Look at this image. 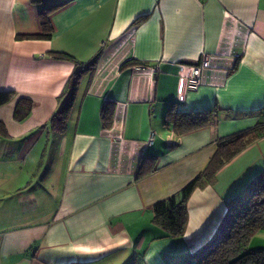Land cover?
Instances as JSON below:
<instances>
[{"label": "crops", "instance_id": "1", "mask_svg": "<svg viewBox=\"0 0 264 264\" xmlns=\"http://www.w3.org/2000/svg\"><path fill=\"white\" fill-rule=\"evenodd\" d=\"M54 6L46 40L38 13ZM77 71L74 105L54 133L50 118ZM0 91L13 93L0 106V264H176L264 171L260 138L191 193L180 237L160 238L151 222L153 205L202 173L224 140L264 122V0H0ZM19 99L32 102L21 122ZM170 108L211 120L180 134L165 125Z\"/></svg>", "mask_w": 264, "mask_h": 264}, {"label": "trees", "instance_id": "2", "mask_svg": "<svg viewBox=\"0 0 264 264\" xmlns=\"http://www.w3.org/2000/svg\"><path fill=\"white\" fill-rule=\"evenodd\" d=\"M54 7H41L38 13L43 39H50L52 26L50 14L57 9ZM140 20H138L139 22ZM55 58L73 60L67 54L56 53ZM94 60L86 66H92ZM77 71L68 81L67 96L63 105L51 116L49 126L54 133H63L67 118L75 102L80 74ZM13 93L0 91V106L11 101ZM32 109V102L28 99H19L16 103L13 118L21 122L28 117ZM114 106L106 103L102 108V124L109 128L112 124ZM211 120L210 115L202 118L193 117L191 114L173 113L170 108L167 112L165 125H173L177 133H186L207 125ZM4 131L0 125V134ZM264 138V122L254 128L239 132L224 140L216 149L215 154L208 162L202 173L188 182L177 194L157 202L153 205L151 222L161 231L160 238L180 237L187 223V201L191 193L204 180L211 179L215 173L236 154L252 142ZM143 176L139 172L138 178ZM264 231V171L253 178L244 191L232 198L226 212L217 226L212 237L207 243L191 254H187L176 264H264V249H248L251 238L258 232Z\"/></svg>", "mask_w": 264, "mask_h": 264}, {"label": "built area", "instance_id": "3", "mask_svg": "<svg viewBox=\"0 0 264 264\" xmlns=\"http://www.w3.org/2000/svg\"><path fill=\"white\" fill-rule=\"evenodd\" d=\"M207 58L208 56L203 54L201 64L192 66L190 68V74L186 79V90L187 91L189 92L196 91L200 87L202 71L204 70V68H206ZM134 69L137 72L148 73L149 75H152V76L156 75L159 72V66L147 67V68L135 66ZM152 109L153 108H151V110ZM153 138H154V133L151 134L150 138L148 139V143H151L153 141Z\"/></svg>", "mask_w": 264, "mask_h": 264}, {"label": "rangeland", "instance_id": "4", "mask_svg": "<svg viewBox=\"0 0 264 264\" xmlns=\"http://www.w3.org/2000/svg\"><path fill=\"white\" fill-rule=\"evenodd\" d=\"M53 154L50 156V159H52ZM49 167L48 163L46 162L44 165V169L46 168V172L44 175H46L48 173L47 168ZM54 167V166H53ZM54 170V168H52ZM43 173H39L36 175H42ZM35 175V174H34ZM46 179V178H45ZM248 249H257V248H262L264 249V231H260L258 233H256L251 240L249 241L248 245H247Z\"/></svg>", "mask_w": 264, "mask_h": 264}]
</instances>
